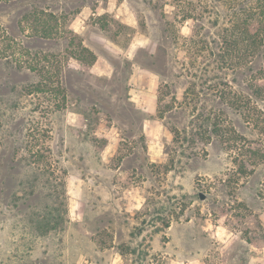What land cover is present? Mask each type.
<instances>
[{
	"label": "rangeland",
	"instance_id": "rangeland-1",
	"mask_svg": "<svg viewBox=\"0 0 264 264\" xmlns=\"http://www.w3.org/2000/svg\"><path fill=\"white\" fill-rule=\"evenodd\" d=\"M21 1L55 12L73 43L82 41L96 60L88 64L85 55H67L61 73L66 107L44 122L52 152L66 170L68 213L61 229L42 235L28 219L32 198L14 203L31 172L20 161L25 154L20 146L28 129L44 120L33 112L36 98L21 90L35 76L0 59V264H264V202L255 193L264 167L235 187L233 164L217 143L207 145L205 155L181 157L174 169L164 166L172 147L166 122L185 121L174 111L165 120L156 114L159 90L168 93L163 103L173 93L181 99L188 82L180 60L193 22L175 21L181 5ZM19 3L0 4L1 23L16 34ZM67 44L29 43L56 54ZM233 117L240 131L251 133ZM176 214L167 228L155 230L166 215ZM122 243L137 248V256L120 255Z\"/></svg>",
	"mask_w": 264,
	"mask_h": 264
},
{
	"label": "trees",
	"instance_id": "trees-1",
	"mask_svg": "<svg viewBox=\"0 0 264 264\" xmlns=\"http://www.w3.org/2000/svg\"><path fill=\"white\" fill-rule=\"evenodd\" d=\"M19 1V6H23L18 20L19 33L0 21V59L13 63L18 70L26 68L34 74L35 79L22 85L21 90L25 96L36 98L33 112L38 110L44 120L36 121V125L28 129L26 141L20 146L25 151L20 161L31 172L23 178L21 196L14 195V203L19 198L24 201L32 198L28 219L32 229L44 235L61 229L68 213L66 170L52 152L50 130L44 122L50 114L66 107V86L61 73L68 62L67 55L70 53L76 59L85 55L88 64L95 62L96 55L82 41L73 43L75 38L71 31L55 12L21 0H0V4ZM174 2L181 5L182 12L175 21L179 24L192 21L193 24L182 45L180 68L188 78L182 97L178 99L173 93L170 101L163 103L168 93L161 90L157 97L158 119L165 120L167 113L173 111L185 116L182 125L166 122L172 135V147L167 151L164 166L174 169L181 157L205 155L207 145L217 143L230 157L233 164L230 179L236 187L240 179L264 167V0ZM59 39L68 40V46L57 54L29 45L36 40ZM168 85L166 82L163 86L167 89ZM83 115L86 117V113ZM233 116L250 129L251 135L237 128ZM255 193L264 202V171ZM178 216L166 215L162 226L155 230L167 228L171 218ZM118 250L122 256H137V248L124 243Z\"/></svg>",
	"mask_w": 264,
	"mask_h": 264
},
{
	"label": "crops",
	"instance_id": "crops-1",
	"mask_svg": "<svg viewBox=\"0 0 264 264\" xmlns=\"http://www.w3.org/2000/svg\"><path fill=\"white\" fill-rule=\"evenodd\" d=\"M106 8L108 9V7H106V6H105V7L97 6V7H96V10H99V9H101V10H105ZM111 8H112V3H111ZM107 9H106V10H107ZM80 12H83V10L80 11ZM93 13H94V12H93Z\"/></svg>",
	"mask_w": 264,
	"mask_h": 264
},
{
	"label": "water",
	"instance_id": "water-1",
	"mask_svg": "<svg viewBox=\"0 0 264 264\" xmlns=\"http://www.w3.org/2000/svg\"><path fill=\"white\" fill-rule=\"evenodd\" d=\"M199 197H200L201 200L205 199V195L202 194V193H199Z\"/></svg>",
	"mask_w": 264,
	"mask_h": 264
}]
</instances>
